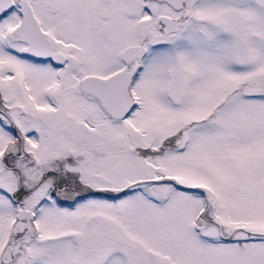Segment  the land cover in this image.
Returning a JSON list of instances; mask_svg holds the SVG:
<instances>
[{
    "label": "snow or ice",
    "instance_id": "1",
    "mask_svg": "<svg viewBox=\"0 0 264 264\" xmlns=\"http://www.w3.org/2000/svg\"><path fill=\"white\" fill-rule=\"evenodd\" d=\"M0 264H264V0H0Z\"/></svg>",
    "mask_w": 264,
    "mask_h": 264
}]
</instances>
